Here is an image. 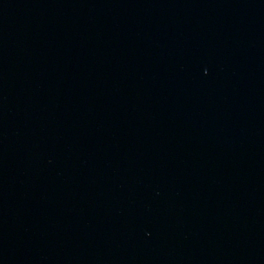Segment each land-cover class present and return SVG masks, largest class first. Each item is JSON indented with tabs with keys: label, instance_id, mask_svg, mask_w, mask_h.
<instances>
[{
	"label": "water",
	"instance_id": "95a60500",
	"mask_svg": "<svg viewBox=\"0 0 264 264\" xmlns=\"http://www.w3.org/2000/svg\"><path fill=\"white\" fill-rule=\"evenodd\" d=\"M0 264H264V0H0Z\"/></svg>",
	"mask_w": 264,
	"mask_h": 264
}]
</instances>
